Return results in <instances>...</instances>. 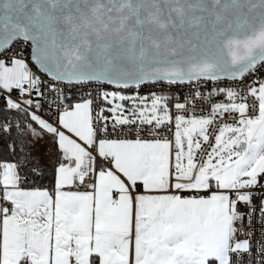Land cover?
<instances>
[{"label": "snow or ice", "instance_id": "6c2138e0", "mask_svg": "<svg viewBox=\"0 0 264 264\" xmlns=\"http://www.w3.org/2000/svg\"><path fill=\"white\" fill-rule=\"evenodd\" d=\"M0 264H264V0H0Z\"/></svg>", "mask_w": 264, "mask_h": 264}]
</instances>
